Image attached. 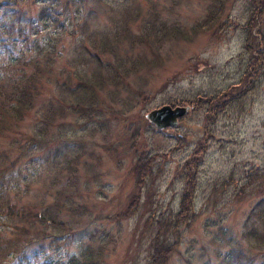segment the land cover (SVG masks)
Masks as SVG:
<instances>
[{
    "label": "rangeland",
    "instance_id": "obj_1",
    "mask_svg": "<svg viewBox=\"0 0 264 264\" xmlns=\"http://www.w3.org/2000/svg\"><path fill=\"white\" fill-rule=\"evenodd\" d=\"M217 1L0 0V51L2 43L15 41L16 51L33 54L25 37L54 44L47 52L51 72L36 84L35 105L0 134V155L8 154L3 168L18 164L6 199L13 208L58 210L70 227L48 228L49 235L7 264H68L81 256L92 264H148L158 231L177 242L168 264H228L227 255L264 259V51L256 50L264 47V7L258 11L261 0H226L219 20L192 35ZM127 20L131 35L149 22H165L189 37L168 39L156 51L122 42V56L142 54L139 62L149 57L152 66L119 88L108 85L90 118L68 112L44 140H35L41 107L57 93L58 72L92 66L91 60L76 62L82 39ZM256 55L259 76L246 90L239 79ZM228 87L227 93H244L223 105ZM215 94L219 110L195 101ZM189 98L194 105L175 127L158 130L145 117ZM147 158L150 172L139 180L137 164ZM187 190L189 216L176 232H164ZM11 215L0 212L1 245L23 238L22 223L18 234L11 233Z\"/></svg>",
    "mask_w": 264,
    "mask_h": 264
},
{
    "label": "trees",
    "instance_id": "obj_2",
    "mask_svg": "<svg viewBox=\"0 0 264 264\" xmlns=\"http://www.w3.org/2000/svg\"><path fill=\"white\" fill-rule=\"evenodd\" d=\"M225 3L226 0H218L216 8L211 7L209 10V18H206L203 23L192 27L190 33L193 35L201 28L208 29L212 27L213 24L219 20L220 14L222 13L221 10L222 8L224 9ZM128 16V18H130L131 13H129ZM129 21L130 20L125 21L120 27H117L116 30L107 29L101 33L93 32L82 39L79 45L80 47H78V54L80 55L77 56L76 62L81 59L85 62L91 60L89 62L92 63V66L86 71L73 69L72 71L61 70L58 72L60 81H58L57 84V93L53 98L44 102V106L41 107L39 119L35 125V140L38 137L41 138L40 140H44L49 129L59 120L66 118L68 112H72L71 115L73 116L90 118L93 114L97 113V106L100 103L99 93L108 85L113 84L114 87L119 88L122 80L136 73L139 69L152 66V63L148 60L149 57H145L142 64L139 62L142 61L139 59L144 56L142 54L138 56L132 55V57L122 56V47H120L122 42H126L128 39L132 44L130 46L145 45L156 51L161 43L168 39H186L189 37V34L179 25H170L165 22L160 25L149 22L144 27L146 29L143 28L144 30H142L139 35H131L128 28ZM151 36L153 37L151 38ZM3 41L4 39H2L1 42ZM23 41L26 43L25 46L32 48L35 53L33 51V54H28V50L25 49L16 51L14 49L17 46L15 41H13L12 44L2 43L3 51H0V63L2 65L0 67V134L7 128L6 126H12L11 122L21 118L23 113L33 108L36 103L34 102L35 95L38 93L36 84L41 77L51 72L49 63H51L52 55L50 56L47 52L54 47V44H51L49 41L42 43L38 40L28 42L27 37H25ZM246 47H249L248 40L246 41ZM36 50H38V52ZM38 54H40V56L44 54L46 59L44 63H41ZM83 56H86L88 59L85 58L84 60ZM103 56H106L111 62L103 59L105 58ZM259 60V55L250 59V63L253 64H250L243 70L239 79L238 84L247 85L245 87L246 90L252 88L256 81L255 79L259 76V72L256 71L258 68L254 66ZM30 65L33 66L32 71L28 70V66ZM11 67H13L12 71L14 70L12 73L10 70ZM4 85L5 88H2ZM230 90V87H228L225 92L223 105L229 104L232 99L244 93V91H239L235 95L227 93ZM228 94L231 96L230 98L226 97ZM203 96L205 95H201L195 101L198 103L203 101V107H206L209 111L213 110L211 106H215L214 110H219V105L216 103V94L210 97ZM187 100L191 102L187 103ZM187 100H185L186 104L194 105L191 98ZM184 103L185 102H180L177 104ZM7 155L8 154L0 155V212H6L7 209V213L10 212L16 215H11V217L16 220V222H14L15 226L11 228V233L13 235L18 234L19 230L17 227L20 223H22V225L24 224V228L22 230L20 229V235H23L21 242L17 239L9 242L7 241L8 244L6 242L5 245L0 244V264H7L13 256L17 253H23L26 247L33 242L45 238L49 235L47 231L48 228L55 231H66L70 228L69 223L60 219L58 210L52 211L50 207H45L41 210H33L24 207L18 209L16 206L13 208L11 203L7 201L6 194L9 189L13 188L10 182L12 179L11 174L15 169L14 167L18 164H16L14 160L3 168V165L6 163ZM148 161L149 159L147 158L137 164L136 168L139 180L142 176L145 177V173L148 174L150 172L147 168ZM187 174L189 176L191 175L189 172ZM191 196L189 190L184 193L180 201V208L174 214L172 223L168 222L165 224L164 232L166 228L172 229V232H176L178 224L184 222L187 216H189L191 212ZM53 207H55V204ZM262 215L264 216V210H262ZM176 244V241L168 240L167 234L158 231V234L154 237L155 249L148 264H168ZM5 246L6 248L3 249ZM227 257L228 264H264V259L256 263L253 255H227ZM68 264H92V262L87 256H81V259L78 261H74L73 258L70 259Z\"/></svg>",
    "mask_w": 264,
    "mask_h": 264
},
{
    "label": "water",
    "instance_id": "obj_3",
    "mask_svg": "<svg viewBox=\"0 0 264 264\" xmlns=\"http://www.w3.org/2000/svg\"><path fill=\"white\" fill-rule=\"evenodd\" d=\"M190 107L188 104H162L148 111L145 117L158 130H163L177 126L179 119L188 113Z\"/></svg>",
    "mask_w": 264,
    "mask_h": 264
},
{
    "label": "flooded vegetation",
    "instance_id": "obj_4",
    "mask_svg": "<svg viewBox=\"0 0 264 264\" xmlns=\"http://www.w3.org/2000/svg\"><path fill=\"white\" fill-rule=\"evenodd\" d=\"M261 4H262V8L258 10L259 12H260V11H261V12L263 11L264 0H261ZM258 11H256V12H258ZM255 14H257V13H255ZM256 50H257V52H259V53H260V52H263V51H264V47H259V48H257ZM259 53H258V54H259ZM259 57H260V56H259Z\"/></svg>",
    "mask_w": 264,
    "mask_h": 264
}]
</instances>
